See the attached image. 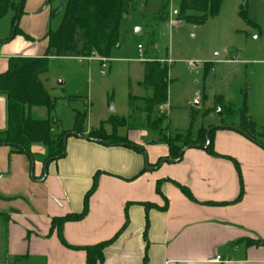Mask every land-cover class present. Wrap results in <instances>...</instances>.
<instances>
[{
	"label": "crops",
	"instance_id": "crops-1",
	"mask_svg": "<svg viewBox=\"0 0 264 264\" xmlns=\"http://www.w3.org/2000/svg\"><path fill=\"white\" fill-rule=\"evenodd\" d=\"M63 1L24 0L22 15L31 18V24L23 26V33L31 40L0 38V73L11 56L44 53L46 17ZM5 126L6 97L0 93V129ZM222 128L227 129L220 133L226 142H216L215 134L213 148L238 162L240 179L231 160L197 146L185 147L179 160L155 165L168 156L166 143L146 144L131 130L125 135L145 155L127 146L70 135L65 155L45 164L40 158L44 148L39 144L31 146L32 162L26 154L0 145V230L5 258L13 264L35 260L85 264V251L64 245L56 230H50V222L82 209L83 196L99 171L86 215L65 222L61 229L69 245H91L111 237L127 218L125 228L104 249V258L97 264H264V244L245 243L246 237L264 239V147L235 126ZM89 130L84 127L85 132ZM158 180L160 193L156 191ZM173 181L187 186L201 202L234 200L240 181L243 192L238 201L226 205L197 203ZM163 196L167 199L164 210L151 207L145 211L140 204L162 206ZM146 218L147 241L143 238Z\"/></svg>",
	"mask_w": 264,
	"mask_h": 264
},
{
	"label": "rangeland",
	"instance_id": "rangeland-1",
	"mask_svg": "<svg viewBox=\"0 0 264 264\" xmlns=\"http://www.w3.org/2000/svg\"><path fill=\"white\" fill-rule=\"evenodd\" d=\"M240 6L253 24L239 16ZM177 7L178 0H134L120 22L118 46L107 57H50L47 71L39 79L53 106L50 110L32 107L31 115L55 119L53 129L58 134L71 129L74 110H87L84 127L110 133L106 121L127 118L130 113L129 94H151V89L142 85V61L159 59L169 66L168 100L160 110L154 109L150 120L161 111V128L151 131L149 124L139 121L140 127L134 129L119 125L117 135L126 136L131 130L133 136L150 144L162 135L178 134L180 139L192 141L200 131L215 128L213 141L216 134V142H226L220 137L227 130L222 127L240 124L245 101V115L255 124L254 142L264 147V0H223L218 15L203 24L177 20ZM24 16L17 23L20 32L11 40L24 37L23 26L31 24V18ZM12 17V9L0 16V38L5 41L12 34ZM60 19L61 13L48 22L49 28L56 29ZM204 66L208 67L206 74ZM197 94L198 105H194ZM101 121H105L103 126ZM162 144L165 142L158 141ZM45 156L44 150L40 158ZM1 235L0 230V264H13L5 258Z\"/></svg>",
	"mask_w": 264,
	"mask_h": 264
},
{
	"label": "trees",
	"instance_id": "trees-1",
	"mask_svg": "<svg viewBox=\"0 0 264 264\" xmlns=\"http://www.w3.org/2000/svg\"><path fill=\"white\" fill-rule=\"evenodd\" d=\"M223 0H178L176 10V19L193 24H203L209 17L218 15ZM134 0H64L58 8H53L49 12V21L61 13V19L56 29L46 31L44 38L47 40L46 48L41 56L25 57L11 56L8 58L6 69L0 73V93L6 97V126L0 129V145L8 146L10 152H20L27 155L32 162L34 155L31 152L32 144H40L46 151L44 163L61 158L65 155L66 139L70 135L85 136L87 139L111 144L123 145L134 149L145 155L142 147L132 143L127 136L116 134V128L119 125H127L129 129L140 127L139 121H144L151 131H158L161 122L164 120V114L160 113L155 119H151L154 109L159 108L168 100V70L169 66L161 63L159 59H144L142 85L151 89L150 96L128 95V106L130 113L127 118L113 117L106 122L110 124L111 132L104 130H89L84 134V123L87 118V110H74L73 123L70 130L54 133L55 119L36 118L31 115L32 107H45L50 110L53 106V100L42 85L39 75L47 71L50 57L53 56H74L90 57L96 55L107 57L110 50L118 46L119 26L125 14L133 5ZM24 0H0V16L8 9L13 10L12 34L11 39L16 33L20 32L17 26L20 16L24 13ZM239 16L248 24H253L247 16V11L240 6ZM26 39H30L23 34ZM204 73L208 72V67L204 66ZM160 110V109H159ZM245 101L243 108L239 113V125L236 127L245 136L253 137L252 131L255 124L247 119L245 115ZM105 121H101L103 126ZM149 124V125H148ZM215 129V128H214ZM214 129L207 133L200 131L198 138L189 141L185 138L180 139V135L159 138L155 137L152 141H163L168 148L167 158L170 160H179L185 147H194L204 149L213 156L224 157L232 161L240 179V168L238 162L227 155L217 153L213 148ZM208 139L209 144L203 147ZM182 143V145H178ZM159 158L155 165L161 162ZM142 171H139V175ZM45 174V167L43 169ZM97 171L93 177L89 189L83 196L82 209L79 212H70L62 216H56L51 219L50 230L55 229L60 241L70 248L83 249L86 253L85 264H97L104 258V249L111 244L125 228L127 218L118 231L108 239L98 243L84 246H72L66 243L62 237L61 229L67 221H77L83 218L88 210V200L91 193L97 186L99 176ZM135 175V176H137ZM133 176L132 178H134ZM160 182L156 183V191L160 193ZM173 183L190 200L197 203L226 205L238 201L242 196V185L238 195L231 201H198L191 193L189 188L176 181ZM164 204L158 206L151 202H141L144 210L151 207L164 210L167 207V199L163 196ZM127 206V204H126ZM126 214V209H125ZM3 216V213H0ZM147 218L143 230V238H146ZM246 245L264 244L261 239L245 238ZM20 258V257H16ZM145 260V259H144Z\"/></svg>",
	"mask_w": 264,
	"mask_h": 264
},
{
	"label": "water",
	"instance_id": "water-1",
	"mask_svg": "<svg viewBox=\"0 0 264 264\" xmlns=\"http://www.w3.org/2000/svg\"><path fill=\"white\" fill-rule=\"evenodd\" d=\"M198 99H199V94H197L196 95V98H195V101H194V105H198ZM110 111H113V108L111 107L110 108ZM236 128V127H235ZM238 131H240L238 128H236ZM85 137V136H84ZM246 137H248L251 141H255L254 140V138L253 137H250V136H246ZM209 144V141H208V139L206 140V142L203 144V147H206L207 145ZM170 159H168L167 157H165V158H162V160H161V162L160 163H162V162H164V161H169ZM159 163V164H160ZM146 168H148L147 166H146ZM263 241V243H264V239L262 240Z\"/></svg>",
	"mask_w": 264,
	"mask_h": 264
},
{
	"label": "built area",
	"instance_id": "built-area-1",
	"mask_svg": "<svg viewBox=\"0 0 264 264\" xmlns=\"http://www.w3.org/2000/svg\"><path fill=\"white\" fill-rule=\"evenodd\" d=\"M161 108H162V106L159 107V109H161ZM219 259H220L219 256H216V257L214 258V260H217V261H218Z\"/></svg>",
	"mask_w": 264,
	"mask_h": 264
}]
</instances>
